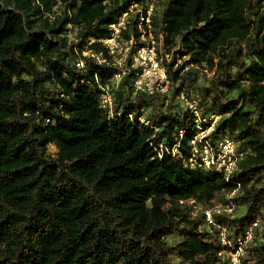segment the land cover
I'll list each match as a JSON object with an SVG mask.
<instances>
[{"label":"trees","instance_id":"obj_1","mask_svg":"<svg viewBox=\"0 0 264 264\" xmlns=\"http://www.w3.org/2000/svg\"><path fill=\"white\" fill-rule=\"evenodd\" d=\"M149 2L0 0V264H230L256 221L241 263L264 264V0H154L169 94H133L130 70L109 117L100 86L121 69L101 40ZM135 18L123 38L137 36ZM183 91L218 116L209 143L228 137L245 153L228 179L189 163L197 131ZM159 143L178 151L159 157ZM236 183L233 213L216 218L222 246L189 202L226 203Z\"/></svg>","mask_w":264,"mask_h":264},{"label":"built area","instance_id":"obj_2","mask_svg":"<svg viewBox=\"0 0 264 264\" xmlns=\"http://www.w3.org/2000/svg\"><path fill=\"white\" fill-rule=\"evenodd\" d=\"M148 7L144 12L137 4H131L128 9L123 12L117 20L110 25L111 34L107 39L101 40L113 57V65L121 71L113 76L110 82L100 86L99 104L106 111L109 117L114 113V90L118 87V83L128 71H135V77L132 82L133 94L143 93L148 96H166L169 94L170 81L166 72V63L171 60V54L167 53L163 44V36L159 35L156 39L152 33V15L154 13V0H149ZM136 16L137 36L130 35L129 38H123V31L127 29L130 19ZM142 44V45H141ZM128 57L130 63L126 66ZM181 59H177L175 67L181 63ZM102 63L105 61L102 60ZM188 67L185 68V70ZM207 77L213 75V71L202 70ZM178 100L188 110L189 118L187 122L193 120L192 127L197 133L190 141V159L192 165L210 169L213 168L218 172H222L228 179L236 170L237 163L244 157L245 153L238 150L237 145L228 137L221 140L216 146H213L206 139L213 131L218 116L211 115L204 117L199 109L197 101L189 97L186 92L178 95ZM167 103H165L166 105ZM119 114V113H118ZM127 118L131 122H139L148 125L145 116L141 115L135 118L133 114H128ZM186 133L185 129L179 130V136L183 137ZM158 156L164 153L175 155L178 151V145L172 150L167 148L163 143L158 145ZM240 187L236 183L234 189L229 195L225 196L226 203H214L210 207L202 208L201 206L190 201L192 205V216L199 214L204 216V224L209 229H218L222 246H229L227 240V230L220 226L217 217L223 214H232L234 205L231 202L236 191ZM182 203V202H181ZM257 226V221L246 231L243 237L237 238L232 249L226 253L230 264H242L241 257L245 254L246 246L253 238V229ZM219 256L222 254L219 253Z\"/></svg>","mask_w":264,"mask_h":264},{"label":"rangeland","instance_id":"obj_3","mask_svg":"<svg viewBox=\"0 0 264 264\" xmlns=\"http://www.w3.org/2000/svg\"><path fill=\"white\" fill-rule=\"evenodd\" d=\"M161 4H159V3H155V7L158 9V10H160L161 9ZM73 34H74V31L73 32H71V33H69V35L73 38ZM89 53L88 52H84L83 53V55H88ZM49 152L51 153V155L54 157L55 155H56V153H57V150H56V148L54 147V146H50V148H49Z\"/></svg>","mask_w":264,"mask_h":264}]
</instances>
